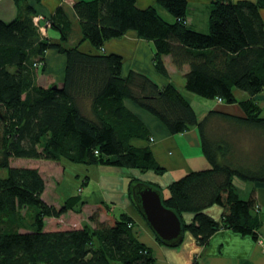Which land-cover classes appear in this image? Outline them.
<instances>
[{"label":"trees","instance_id":"obj_1","mask_svg":"<svg viewBox=\"0 0 264 264\" xmlns=\"http://www.w3.org/2000/svg\"><path fill=\"white\" fill-rule=\"evenodd\" d=\"M156 2L175 21L136 0H77L75 25L59 5L52 19L58 39L41 33L31 10L0 19V170L6 168L5 175L0 173V264H157L151 248L134 235L133 217L115 215L104 200L80 226L46 227L48 217L78 210L85 202L82 194L56 206L43 196L47 181L38 167L10 163L12 157L68 158L162 171L145 141L150 131L124 105L126 98L159 117L172 134L199 129L209 168L188 171L163 196L165 205L180 214L184 231L199 245L223 227L259 237L264 209L255 195L240 196L235 176L264 183V110L254 99L264 89V0H213L208 31L188 24L187 0ZM128 30L153 40L160 74L169 77L163 55H170L177 67L188 65L186 90L238 104L243 113L217 108L199 118L173 81L160 85L135 70L124 75L121 54L80 48L85 39L100 49ZM50 49L65 53L67 65L62 82L46 86L39 74ZM138 140L145 143L134 144ZM130 181L132 194L141 180ZM213 204L223 210L220 218L207 210ZM23 207L29 209L30 229H20ZM185 212L192 218L184 219Z\"/></svg>","mask_w":264,"mask_h":264},{"label":"crops","instance_id":"obj_2","mask_svg":"<svg viewBox=\"0 0 264 264\" xmlns=\"http://www.w3.org/2000/svg\"><path fill=\"white\" fill-rule=\"evenodd\" d=\"M75 1L77 0H0V19L4 21L12 20L17 15L26 13L27 9L31 10L33 16L40 14L45 16V18L50 17L48 20H51L49 22L51 25L46 22L49 26L42 32L47 37L52 36L58 39L60 31L53 26L52 19L57 17L55 13L59 5H61L67 19L72 20L74 25L77 24L78 19L74 8ZM187 1L188 8L186 14L188 24L200 31H208L213 0ZM136 2L143 8L148 5H154L167 21H175L174 15L163 8V6L157 4L156 0H136ZM260 11L264 19V8H261ZM76 30L75 34L76 32L78 33L76 36L79 35L80 37L81 33ZM77 39L79 38L77 37ZM75 42V40L72 41V43ZM80 48L86 51L117 52L121 54L123 57L122 72L124 75H127L130 70H135L146 73L160 85L173 81L181 91L185 92L187 98H189L196 109L199 118L207 115V111L210 109L217 108L228 113H237L239 115L243 113L238 104H227L217 99H208V97L206 100H200V98H197V93L186 90L184 73L188 70V65H184L183 68L177 67L170 55H163L166 68L169 71V77L160 74L155 67L154 56L156 48L153 40L139 36L135 30H128L122 36L106 40L100 49H96L91 45L89 40L84 39ZM46 53V67L43 71H40L39 80L45 78L49 82L53 80L61 83L65 76L67 55L55 49H50ZM239 94L241 96L246 95L242 92ZM195 98L199 101H204L202 113L198 112L193 102ZM254 99L260 103L264 110V89L254 95ZM124 105L148 127L151 137L150 140L147 139L145 141L149 143L155 158L163 170H139L137 168H120L100 163L89 164V170L96 172L99 170L102 174L96 182L99 188L95 189V192L97 191L100 195H95L94 199H92V204H89L84 198L87 201L84 203L85 208L83 209V212H86L87 209L86 216L83 215L86 221H89L90 213L97 208L96 203L101 200L110 205L111 212L115 215L120 216L123 212L129 214L134 219V223L132 224L134 235L137 236L140 242L151 248L153 256L156 257L157 264H264V223L258 227L259 237L257 239H254L250 234H242L223 227L213 232L209 242L204 245H199L193 234L189 232H184V239L178 246L166 245L159 239L158 235H155L150 224H148L143 214L140 213L133 200L132 194L129 191L130 180L135 176L137 180L150 182L159 187L163 191L164 197H166L170 194L168 185L172 181L177 180V178L190 170L209 168L210 162L204 154L201 145V134L197 126L184 132L172 134L167 126L160 121L159 117L135 103L131 98H126ZM145 141L138 140L134 144L142 145ZM91 167H94L95 170L91 169ZM89 180H91V176ZM238 182L241 181L235 179V185L240 196L243 198L255 195L259 207L264 209V183L244 181L243 186H239ZM243 193L245 196H242ZM48 201L56 205L54 199H48ZM58 205H60V201ZM207 210L216 218L222 216L223 210L219 205L213 204ZM101 215L102 218H106L105 214ZM192 216V212H185L183 215L186 220H189ZM81 223L71 225L80 226Z\"/></svg>","mask_w":264,"mask_h":264},{"label":"rangeland","instance_id":"obj_3","mask_svg":"<svg viewBox=\"0 0 264 264\" xmlns=\"http://www.w3.org/2000/svg\"><path fill=\"white\" fill-rule=\"evenodd\" d=\"M49 18H45V16L40 14L33 16V21L38 26L39 30H41L42 34H43L42 32L43 30L41 27H44L45 30L47 26L51 25V24L49 25L47 24L49 21H51L48 20ZM55 31L57 30L55 29ZM51 82H56V81L51 80L49 82V80L45 78L39 80L40 84L42 83L46 86L51 84ZM197 98H200V100L207 99V97L205 98L199 94L197 95ZM193 102L196 108L198 109V112L202 113L201 111L204 107L203 104L204 101H199L198 99L195 98ZM10 163L17 166L28 165L32 167L33 166L38 167L41 173L44 175V177H46V181H47L46 182L47 188L44 196H46L45 198L47 199V201L48 199L50 200L54 199L56 205L59 204V201L61 204L68 196L78 193L82 194L83 200L86 199L89 202V204L90 203L92 204V199H94L95 195L96 196L100 195L97 191L95 192V189L99 188L96 182L97 180L100 179L101 177L100 175L102 174V172H100L99 170H97V172L93 170H89V163L87 164L85 162H74L68 158H61L52 161L41 158L38 159V158H17V157H12ZM91 169H94V167H91ZM0 173L5 175L6 168L1 169ZM90 176H91V180H89ZM235 179L236 180L239 179L241 181L238 182L239 186H243L244 181L249 182L248 180H245L238 176H235ZM242 196H245V194L243 193ZM245 197H249V196H245ZM86 200L84 203L87 202ZM84 203L80 204L78 210H68V212L64 213L59 217H48L46 220L47 221L46 227L49 228H56L58 226L69 227L71 226V224L74 223L77 224H79V222L83 223L84 221H86L84 216H86L85 214L87 212V209L86 212H83V209L85 208ZM28 211L29 209L23 207L18 213L20 218L23 219V226L20 227V229L22 230L30 229L33 227L31 224V219L29 218ZM7 217L8 215H3L4 219H6ZM0 224H3L1 220V216H0Z\"/></svg>","mask_w":264,"mask_h":264},{"label":"water","instance_id":"obj_4","mask_svg":"<svg viewBox=\"0 0 264 264\" xmlns=\"http://www.w3.org/2000/svg\"><path fill=\"white\" fill-rule=\"evenodd\" d=\"M132 192L134 202L155 235L166 245L178 246L185 236L184 224L180 214L163 202V191L147 181H138L133 184Z\"/></svg>","mask_w":264,"mask_h":264},{"label":"built area","instance_id":"obj_5","mask_svg":"<svg viewBox=\"0 0 264 264\" xmlns=\"http://www.w3.org/2000/svg\"><path fill=\"white\" fill-rule=\"evenodd\" d=\"M49 22H50V21H49ZM49 22H48V24H49ZM41 28H42L43 31H45V30H44V27H41ZM40 31H41V30H40ZM219 99H220V98H219Z\"/></svg>","mask_w":264,"mask_h":264}]
</instances>
